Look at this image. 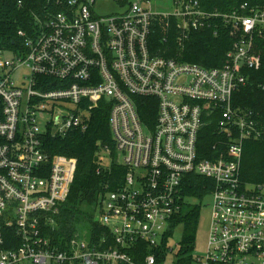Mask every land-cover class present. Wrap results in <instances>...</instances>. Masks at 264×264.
Here are the masks:
<instances>
[{
  "label": "built area",
  "instance_id": "built-area-1",
  "mask_svg": "<svg viewBox=\"0 0 264 264\" xmlns=\"http://www.w3.org/2000/svg\"><path fill=\"white\" fill-rule=\"evenodd\" d=\"M96 1L56 0L60 9L44 21L36 16L31 34L18 29L16 50H0V264H178L176 252L169 258L170 238L167 250L163 241L190 175L211 181L207 250L190 264H264V179L241 176L244 143L264 130L258 113L233 104L247 71L261 66L253 38L264 35V6L244 1L219 11L173 0L159 12L144 0H113L114 12L97 14ZM217 18L233 38L221 66L151 48L159 27L163 42L173 27L183 47L191 31ZM101 99L110 104L115 153L99 146L97 172L112 163L125 172L114 188L104 184L91 226L75 228L62 244L53 237L55 217L76 158L50 156L43 144L48 135L85 131ZM212 118L215 140L203 157L200 133ZM7 228L17 242H7Z\"/></svg>",
  "mask_w": 264,
  "mask_h": 264
},
{
  "label": "trees",
  "instance_id": "trees-1",
  "mask_svg": "<svg viewBox=\"0 0 264 264\" xmlns=\"http://www.w3.org/2000/svg\"><path fill=\"white\" fill-rule=\"evenodd\" d=\"M208 9L228 11L247 1L250 5L264 6V0H199ZM60 9L56 0H0V50H16L20 44L18 29L31 34L37 27L35 17L45 20L48 12ZM173 23V22H172ZM163 30L159 27L152 36V49L164 56L176 57L189 62H196L205 67L221 66L225 53L230 49L233 38L221 18L214 20L213 25L191 31L184 40L183 47L177 44L176 31H168L167 42L162 41ZM254 51L260 54L259 69L247 71L248 80L233 95V104L242 109H252L258 113V119L264 130V35L253 38ZM110 104L101 99L99 105L90 113L89 126L85 131L70 130L64 137L46 136L43 146L50 156L61 154L76 158V168L67 199L60 205L56 215L57 228L53 233L56 241L65 243L75 228L92 223V211L96 207L105 183L111 188L116 181H121L125 168L112 163L111 168L101 169L97 149L107 146L114 150L108 123ZM147 115L151 113L147 111ZM148 122V118L145 119ZM215 119L212 118L202 128L200 143L202 156H210L211 146L215 140ZM112 151V155H113ZM242 178L248 182H259L264 179V132L258 140H247L244 143L241 160ZM191 183L184 188L186 201L172 221L171 230L163 241V248L169 247L168 239L173 229L182 226V238L176 250L178 264H190L193 259V240L200 206L191 200H202L211 190V181L203 176L190 175ZM88 208V209H85ZM51 234V232H48ZM12 228L5 230V239L16 241ZM9 246L7 247H10ZM144 249V248H143ZM145 253V249H144ZM162 257V254H161Z\"/></svg>",
  "mask_w": 264,
  "mask_h": 264
},
{
  "label": "rangeland",
  "instance_id": "rangeland-1",
  "mask_svg": "<svg viewBox=\"0 0 264 264\" xmlns=\"http://www.w3.org/2000/svg\"><path fill=\"white\" fill-rule=\"evenodd\" d=\"M142 3L146 6H149L152 10L159 12H168L173 7V0H149V2H146L144 0ZM116 6L117 4L113 0H97L95 2V10L97 14H108L114 12ZM4 56L8 57L9 53H5ZM24 73H25L24 71L19 72L20 75ZM109 151L110 153H112V151L113 153H115L114 150H112L111 148H109ZM101 157H102L103 167L105 168L109 167L111 160L110 157L108 156V153L106 151H102ZM191 201L193 203H196V205L200 206L197 225L194 234V240H193V255L203 256L207 250V240H208L209 226H210V214H211L210 196L207 195L202 200L195 198ZM182 230L183 229L181 225H178L173 229L172 236L169 239V244L173 249V252L169 257L170 259L174 256L179 246V243L182 238ZM25 264H34V263L26 262ZM48 264H52V263H48Z\"/></svg>",
  "mask_w": 264,
  "mask_h": 264
}]
</instances>
